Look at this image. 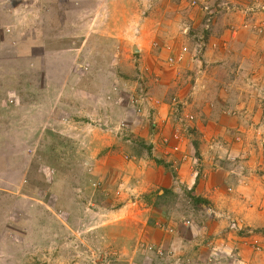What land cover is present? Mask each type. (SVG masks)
<instances>
[{
	"label": "rangeland",
	"instance_id": "1",
	"mask_svg": "<svg viewBox=\"0 0 264 264\" xmlns=\"http://www.w3.org/2000/svg\"><path fill=\"white\" fill-rule=\"evenodd\" d=\"M223 2L0 0V264L264 263L252 246L253 240L264 246V230L247 227L256 231L251 235L232 229L228 219L208 214L209 200L207 206L195 203L194 189L176 179L185 162L204 157L205 149L217 161L229 155L223 129L215 126L220 120L208 114V100L205 111L195 104L201 117L194 114L195 132L183 137L187 161H180V150L157 154L158 146L147 139L156 135L161 105L167 103L170 113L173 99L187 101L178 92L181 83L174 86L176 79L163 76L184 71L188 86L190 62L210 48L204 41L212 42L207 34L225 13ZM262 4L245 12H263L257 8ZM204 7L220 16L211 30ZM170 55L183 57L169 65ZM237 63L225 68L236 70L247 93H262L264 103V86L255 80H264V58L243 67ZM48 80L57 88L48 90ZM194 83L189 87L195 92ZM100 90L110 111L102 121L90 120L82 102L87 98L85 106L94 113L103 105ZM253 116L237 119L243 124L250 119L253 126L258 120ZM86 134L88 140L81 138ZM261 137L257 152L264 149ZM200 163L195 160V166ZM198 167L189 170L190 179L201 174ZM216 209L242 220L233 209Z\"/></svg>",
	"mask_w": 264,
	"mask_h": 264
},
{
	"label": "crops",
	"instance_id": "2",
	"mask_svg": "<svg viewBox=\"0 0 264 264\" xmlns=\"http://www.w3.org/2000/svg\"><path fill=\"white\" fill-rule=\"evenodd\" d=\"M259 1L262 0H224L223 4L225 7L222 8V11L225 13L222 12L223 14L221 17L215 15V21L220 17L214 24L216 29L214 32L211 31L207 34L210 39L209 41L212 40V42H209V44L211 43V46H208L210 48L203 53L202 59L198 60L199 63L190 62L191 70H193L194 73L193 71L190 73L191 81L189 84L195 81L193 84L196 88L195 92L190 90L189 84L184 87L186 82V80H184V71L171 74L172 78L169 74H167V76L165 74L163 77L167 78L169 81L176 79L174 86H177V83H181L178 92L182 98L183 96L187 97L188 112L193 114L198 113V115L202 114L200 111L198 112V108L203 106V111H205V101L208 100V114L210 115L213 113L215 118L220 120L219 124H215V126L219 129H223V132L220 131V134L223 136L230 150L224 162L220 160L217 161L216 157L215 159H213L214 157H209L205 149V155H202L204 157L198 154L199 159L195 158L196 162H201V167L195 166V161L188 160L185 162V165L183 164L184 167L181 169L182 171L179 172V176L176 177V179L179 178L180 183H187V188L189 190L192 188L194 189V191H192L194 196L209 200L213 207L221 210L233 209V212L244 221L246 227L264 230V149H259L260 152L256 150L257 143L260 142L262 134L264 137V122L262 121L264 117V103L259 99L262 93L257 96L250 95L247 93L249 90L243 88L242 85H238L239 80L236 75V70L233 68H231V71L226 69L227 66L233 65V60L235 59L240 64L237 63L236 65L243 67L251 60L260 61V59L264 58V11H251L250 16L244 9ZM245 23L254 26L253 28L255 30H250L249 33L244 26ZM260 38H263V40L252 42ZM217 42L220 44L218 45ZM161 51L163 52V47H161ZM222 73H225L231 81L228 82L227 79L224 78L225 76H223L222 80ZM254 77L255 76L251 77L252 81ZM248 79L250 78H246L245 80L246 86H250V84L248 85L247 83ZM199 80L200 84H196ZM255 80H258L257 84H259L261 88L264 86V80H262L261 77L255 78ZM48 83V90L57 88V86L52 84V80H48ZM107 87L108 86H105V88ZM190 92L192 98L188 100V98H190L188 96ZM253 92L257 94L256 89H254ZM98 94V97H102L98 98V100L103 102V105L97 107L95 104L97 111L93 113L88 106H85L87 101L86 98L85 101L82 102V105L85 107L81 106V111H83V114L90 120H95L96 117V120L99 119L102 121L108 116L110 109L108 107V102L104 101L107 99L102 96L103 93H101V90ZM201 94L205 96L200 97ZM83 96H86L85 91L81 93V97ZM262 97L264 99V93ZM202 100L204 104L201 102ZM196 103L201 105L200 107L198 106L197 110H195ZM161 107L158 109L159 113L158 117L156 116L155 128L152 130L148 127L153 132L160 129V135H151L147 138L150 142L153 141L156 147L158 146V152L156 151L157 154H164L167 150L169 151L170 148L163 143V136H168L170 134V122L173 118L178 117L172 110V112L169 113V106L167 103H165L164 106L161 105ZM156 112H154V115ZM242 116L244 118L253 116L254 121L258 120L251 126L249 124L251 122L250 119L247 121L249 123L246 124H243L242 121L237 119L240 118L241 120H245L244 118L242 119ZM194 122L193 126L195 128ZM197 128L199 127L197 126ZM90 129H93V127L91 126ZM95 129L97 128L95 127L94 130ZM225 130L229 133H226ZM143 133H147V131H143ZM103 134L106 136L105 133ZM89 136V134L81 135V138L85 139V137H87L88 140ZM151 137L153 139H151ZM216 138L219 139L220 137L217 135ZM113 142L117 144L116 139H113ZM107 143H109L108 146L112 144L111 141ZM115 151H117V148ZM191 154H195V149ZM239 156L243 159H238ZM106 158L105 155L101 160H106ZM114 158H116V156ZM239 163L240 165H238ZM124 165L127 164L125 163ZM124 165L122 166L123 171H125ZM202 166H204L203 169ZM197 167L200 169L201 174L195 177V179H193V177L190 179L189 170H194V168L196 169ZM195 175H197L196 172ZM172 178L175 177L172 175ZM167 183L168 188H173V181L170 178L167 179ZM239 239L243 240L240 236ZM210 242L212 241L208 240L206 243ZM198 248L200 247H195L196 252L200 251ZM223 252H229L227 254L234 259L235 254L232 250L228 251L227 248H224ZM255 254L257 255L258 253L256 252ZM262 260L264 261V254L262 255ZM237 261L234 259L232 264H245L244 260L240 259Z\"/></svg>",
	"mask_w": 264,
	"mask_h": 264
},
{
	"label": "built area",
	"instance_id": "3",
	"mask_svg": "<svg viewBox=\"0 0 264 264\" xmlns=\"http://www.w3.org/2000/svg\"><path fill=\"white\" fill-rule=\"evenodd\" d=\"M264 2V0H262ZM258 9L264 11V4L257 6ZM205 10H207V14H206V30H211V26L214 23L215 20V11H210L209 7H204ZM204 41V40H203ZM204 44L206 46H211L210 44H208V42L206 43L204 41ZM167 48V50L171 51V46H165ZM203 50V49H202ZM183 57V55H179V57H175L170 55L167 58V62L169 65H173L175 64L177 61L181 60ZM136 101V100H135ZM187 101L180 99V101H178L176 98L173 99L172 105L170 104L171 110L174 113H177L178 115V119L176 120V122L172 125L171 124V132L168 136H163V143L165 146L169 147V151H166V154H172L177 150H180L182 153V140L184 135H189L192 131H193V122L195 121V115L187 112L186 108H187ZM183 156L180 158L181 162L187 161L189 158V153L184 155V152L182 153ZM195 161V159H194ZM207 212L210 215H213L214 217L217 218H226L229 220V224H231V228L236 229L238 231H245L247 227H245V225L242 223V220H239L237 218H235L233 215H231V213H227V212H223V211H219L214 207L211 206H207ZM247 233L251 234V235H256L255 234V230L253 229H248L246 230ZM253 250L257 253H263L264 254V246L261 245V243L257 240H253ZM159 255H163L164 251L163 250H159L157 251Z\"/></svg>",
	"mask_w": 264,
	"mask_h": 264
},
{
	"label": "trees",
	"instance_id": "4",
	"mask_svg": "<svg viewBox=\"0 0 264 264\" xmlns=\"http://www.w3.org/2000/svg\"><path fill=\"white\" fill-rule=\"evenodd\" d=\"M159 163H162V161L161 160H159L158 161ZM166 192L167 191H164V196H165V194H166ZM193 201L195 202V203H197V204H200V203H202V204H204V205H210V203H209V201L207 200V199H204L203 197H197V196H194L193 198Z\"/></svg>",
	"mask_w": 264,
	"mask_h": 264
},
{
	"label": "clouds",
	"instance_id": "5",
	"mask_svg": "<svg viewBox=\"0 0 264 264\" xmlns=\"http://www.w3.org/2000/svg\"><path fill=\"white\" fill-rule=\"evenodd\" d=\"M193 114V113H192ZM173 124V123H172ZM171 125V124H170ZM170 128H171V126H170ZM160 129H158V132L156 131V135H160Z\"/></svg>",
	"mask_w": 264,
	"mask_h": 264
}]
</instances>
